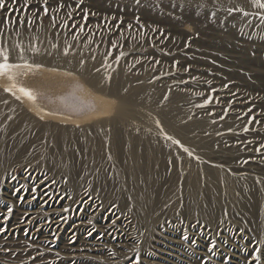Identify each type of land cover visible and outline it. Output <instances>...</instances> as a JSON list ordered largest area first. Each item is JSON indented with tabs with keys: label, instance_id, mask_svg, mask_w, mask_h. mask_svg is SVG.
I'll list each match as a JSON object with an SVG mask.
<instances>
[{
	"label": "rangeland",
	"instance_id": "374dc122",
	"mask_svg": "<svg viewBox=\"0 0 264 264\" xmlns=\"http://www.w3.org/2000/svg\"><path fill=\"white\" fill-rule=\"evenodd\" d=\"M78 2L48 0L46 15L43 0H5L0 9V40L45 34L92 63L81 76L9 60L33 65L14 72L35 102L5 91L10 81L0 76V264H264V19L257 14L264 9L208 0ZM111 65L129 85L151 86L153 106L163 94H182L175 116L192 120V136L210 147L192 156L194 166L235 178L233 194L202 182L195 199L184 184L185 159L170 155L146 167L148 201L122 203L114 165L104 149L90 151L83 129L113 118L167 138L156 113L134 106L124 86L111 94L92 84L90 75L104 76ZM11 103L20 106L17 118H7ZM61 128L66 137L53 144L47 138L56 140ZM63 151L71 172L56 163Z\"/></svg>",
	"mask_w": 264,
	"mask_h": 264
},
{
	"label": "bare ground",
	"instance_id": "6f19581e",
	"mask_svg": "<svg viewBox=\"0 0 264 264\" xmlns=\"http://www.w3.org/2000/svg\"><path fill=\"white\" fill-rule=\"evenodd\" d=\"M208 2L219 6L235 4L242 7H253L249 0H208ZM0 47L8 49L9 60L11 61L22 62L29 60L30 62L41 63L47 66L73 68L78 71L81 76L85 75L88 68L92 66L91 61L81 57L79 50L73 46H57L45 34L43 37L30 40L10 38L0 40ZM66 47L69 49L67 56L64 55V49ZM21 48L24 50L23 58H21ZM33 48L39 51L34 52L32 50ZM81 60L84 61L83 64L80 63ZM103 73L104 76L98 75L97 73L91 74L89 79L91 78L90 81H92V84H95L99 88H105L104 86L106 85V88L109 89L111 94L114 92L118 94V88L124 86L126 90L122 91V94L125 98H128L134 106L148 109L156 113L155 115L162 122L159 131L167 138V141H163L151 134H145L135 129H124L121 126L115 125L113 118L101 120L96 123L93 132L83 129L82 133L85 134V139L90 151L96 154L100 149H104V151L107 152L109 160L114 165V173L120 184V188L116 195L120 196L122 203L135 208L140 206L144 200L147 202L149 194L151 193L146 187L148 181L146 167L152 162L157 163L160 161V163H163L170 155H173L176 160L178 158L185 159L186 164L181 169L182 172L185 173L184 184L191 187V194L195 199L197 197L198 186L201 185L202 182L210 187L218 185L220 192L224 191L228 194H233V180L235 178L233 179L230 176L224 175L218 167L211 173V171L207 172L204 168L194 166L192 156H200L206 152L205 148L209 149L210 147L198 145L197 141L192 136L193 134H191V127L194 125L192 120L187 119L181 121L175 116L176 113L172 106H176L177 101L182 97L181 93L163 94L161 97L165 98V102L163 101L164 103L161 106L156 107L153 106L152 103L154 92L151 86L146 85L142 88H135L129 85V76L119 67L115 69L113 65L102 72V74ZM19 108L20 106L17 103H11L7 118H15L14 111ZM117 113L119 117L125 115L122 112ZM4 125L5 124L0 118V128L4 129ZM44 130L49 132L47 125L44 127ZM57 133L56 140L53 137L54 135L48 136L47 138L51 142L53 141V144H56L58 140H64L67 134L64 128L59 129ZM153 139H156V142H153ZM176 141H179V143H176ZM22 152V150H19L16 155ZM56 158V163L59 164L63 170L71 172L72 168L67 159L66 151H63L61 155ZM39 162L47 163V160L39 159ZM175 188L172 193L176 195ZM121 191L122 194H120ZM258 206L264 217V198L259 200ZM144 214H146L145 218H148L150 211L147 210V213Z\"/></svg>",
	"mask_w": 264,
	"mask_h": 264
},
{
	"label": "snow or ice",
	"instance_id": "6c2138e0",
	"mask_svg": "<svg viewBox=\"0 0 264 264\" xmlns=\"http://www.w3.org/2000/svg\"><path fill=\"white\" fill-rule=\"evenodd\" d=\"M44 2V14L46 15L49 11L47 4H48V0H43ZM249 2L252 4L253 7L259 8V9H264V0H249ZM80 3H82V0H79V2L77 3V8H79ZM6 7L5 4V0H0V9H4ZM65 7V5L63 3H60L58 6L59 8H63ZM57 9V10H58ZM236 11H242V8H237L235 9ZM229 11H232V9H229ZM244 15H248L249 13L247 12H243ZM258 15H261L262 19H264V14L261 13H257ZM69 15H71V13H69ZM85 19H87V13L85 12ZM21 24H23V21H20ZM31 24V21H29V25ZM129 27H131V25H129ZM55 47V46H54ZM113 47H115V44H113ZM34 52L39 51L36 48L32 49ZM23 48L20 49L21 52V58H23ZM68 51L69 49L66 47L64 49V55L67 56L68 55ZM121 56L125 55V53L121 52L120 53ZM94 58V57H93ZM119 59V57H117V60ZM81 64L84 63L83 60L80 61ZM21 67H24L28 70H31L33 68V65L27 64V62H25L24 65H20V64H14L11 63L9 61V52L8 49L5 47H0V76H6L8 78V80L10 81L9 85L5 86L4 90L7 92H12L13 95H15V92H13V89L16 88L18 89V91L24 96L26 97L29 101H33L35 102V100L37 99L36 93L30 89V88H26L24 86L18 85L16 83V75L17 73L14 72L15 69H19ZM35 68H39L40 65H35ZM97 71H99V69H97ZM21 75H26L27 72L24 73H20ZM225 87H227V85H225ZM19 98V97H17ZM211 99V98H210ZM209 101H205V103H208ZM250 111V110H249ZM223 119V117H221ZM231 131V129H229ZM245 130H247V128H245ZM176 143H179V141H176ZM261 147H264V145H262ZM11 211V209L9 210ZM0 231H2V229H0ZM259 259V257H257V260Z\"/></svg>",
	"mask_w": 264,
	"mask_h": 264
}]
</instances>
